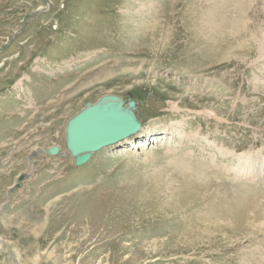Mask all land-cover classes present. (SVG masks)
<instances>
[{
    "label": "rangeland",
    "instance_id": "374dc122",
    "mask_svg": "<svg viewBox=\"0 0 264 264\" xmlns=\"http://www.w3.org/2000/svg\"><path fill=\"white\" fill-rule=\"evenodd\" d=\"M106 94L142 128L77 166ZM0 264H264V0H0Z\"/></svg>",
    "mask_w": 264,
    "mask_h": 264
},
{
    "label": "water",
    "instance_id": "95a60500",
    "mask_svg": "<svg viewBox=\"0 0 264 264\" xmlns=\"http://www.w3.org/2000/svg\"><path fill=\"white\" fill-rule=\"evenodd\" d=\"M135 108L132 99L126 101L118 95L106 94L94 103L87 102L71 116L65 126V146L74 164H84L93 151L136 135L141 123ZM45 151L56 155L59 147L52 145Z\"/></svg>",
    "mask_w": 264,
    "mask_h": 264
},
{
    "label": "bare ground",
    "instance_id": "6f19581e",
    "mask_svg": "<svg viewBox=\"0 0 264 264\" xmlns=\"http://www.w3.org/2000/svg\"><path fill=\"white\" fill-rule=\"evenodd\" d=\"M90 103H91V102H90ZM93 103H94V102H93ZM76 113H77V112H76ZM65 126H66V125H65ZM141 128H142V127H141ZM141 128L138 130L137 135H138V133L140 132ZM137 135H136V136H137ZM135 138H136L135 135H133V136H130L129 138H127V139H125V140H124V139L121 140V141L118 142V143H119V144H122V143H128V142H130V141H135V140H133V139H135ZM117 145H118V144H117ZM113 146H115V145H113ZM120 146H121V145H120ZM106 147H107V146H106ZM106 147H102V148H106ZM102 148H100V149H98V150H101ZM98 150L93 151V152L91 153V156H92L93 153L97 152ZM91 156H90V158H91ZM90 158H89V159H90ZM89 159H88V160H89ZM88 160H87V161H88ZM87 161H86V162H87ZM79 165H80V164H79ZM79 165H77V166H79ZM81 165H82V164H81Z\"/></svg>",
    "mask_w": 264,
    "mask_h": 264
}]
</instances>
